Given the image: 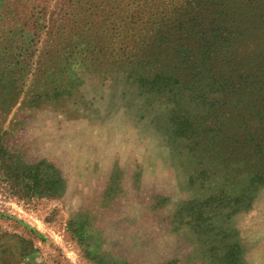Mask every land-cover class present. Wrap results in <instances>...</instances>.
I'll return each instance as SVG.
<instances>
[{
	"label": "rangeland",
	"instance_id": "374dc122",
	"mask_svg": "<svg viewBox=\"0 0 264 264\" xmlns=\"http://www.w3.org/2000/svg\"><path fill=\"white\" fill-rule=\"evenodd\" d=\"M260 1L0 2V264H264Z\"/></svg>",
	"mask_w": 264,
	"mask_h": 264
},
{
	"label": "trees",
	"instance_id": "16d2710c",
	"mask_svg": "<svg viewBox=\"0 0 264 264\" xmlns=\"http://www.w3.org/2000/svg\"><path fill=\"white\" fill-rule=\"evenodd\" d=\"M1 1L2 0H0V2ZM260 4H264V0H261ZM220 38L222 39L221 45H223L224 43L229 41V39L226 36L221 35ZM221 50H222V48H221ZM206 51H207V53H209L208 50H206ZM206 51H203L202 53L205 52L204 55H206ZM249 64H251V62ZM225 67L226 66L223 65V66H220L218 68V71H217L218 76H216L214 74H208V75L204 74V77H201V75H200V79L194 78L195 73L193 71L192 77L188 82H200L201 80L203 81L206 78H212L216 82L217 79H220L222 81V83L220 85H218V91H219V95L221 97H228L230 95H236L237 97H239V95L247 94L249 88H251L254 83L257 84L261 80H264V69L261 70L263 75L259 72L254 73V70H251V69L245 70L241 74L235 75L236 70L234 71L233 69H231L229 75L226 74L224 76L223 74L226 72L223 70V68H225ZM211 69L212 68H207V72H211ZM233 76L234 77L236 76L237 82L232 80ZM242 81H244V83H241ZM184 83H186V82H184ZM257 91H260V89H258Z\"/></svg>",
	"mask_w": 264,
	"mask_h": 264
}]
</instances>
